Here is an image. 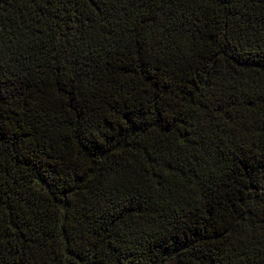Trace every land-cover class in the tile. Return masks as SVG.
Segmentation results:
<instances>
[{"label":"trees","instance_id":"1","mask_svg":"<svg viewBox=\"0 0 264 264\" xmlns=\"http://www.w3.org/2000/svg\"><path fill=\"white\" fill-rule=\"evenodd\" d=\"M0 264H264V0H0Z\"/></svg>","mask_w":264,"mask_h":264}]
</instances>
